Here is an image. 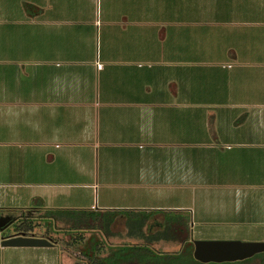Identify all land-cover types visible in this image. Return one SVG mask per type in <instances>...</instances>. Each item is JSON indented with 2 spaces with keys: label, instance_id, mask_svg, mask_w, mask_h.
I'll return each mask as SVG.
<instances>
[{
  "label": "crops",
  "instance_id": "0c3cea01",
  "mask_svg": "<svg viewBox=\"0 0 264 264\" xmlns=\"http://www.w3.org/2000/svg\"><path fill=\"white\" fill-rule=\"evenodd\" d=\"M34 206L255 233L264 0H0V212L16 227ZM1 248L36 264L57 244Z\"/></svg>",
  "mask_w": 264,
  "mask_h": 264
},
{
  "label": "rangeland",
  "instance_id": "374dc122",
  "mask_svg": "<svg viewBox=\"0 0 264 264\" xmlns=\"http://www.w3.org/2000/svg\"><path fill=\"white\" fill-rule=\"evenodd\" d=\"M37 216L30 217V223H33L35 226V231L37 234L45 235V237L51 239L54 243L57 244L56 251L49 249L50 254L46 256L48 260L41 263L37 262L36 264H91L90 259L83 255L81 248L85 244L90 242L93 235H97L99 239H103V242L100 244V248L97 251L99 255H107L112 248H115L117 245L130 244L131 240L127 237V232L129 228L131 229V224H137L140 220L145 221V226L143 227L144 233L148 236L154 235H163L161 240L149 241L150 238H133L135 243H142V245H148L154 251L153 257L160 255L159 252H179L182 250L184 244L181 243V240L184 237L189 236L190 240L202 239L201 233L198 232V228L193 223V218L191 211L180 210V209H165V211L154 210V211H125V212H115V214L108 216L112 217L114 221L111 231L97 230L93 231L90 229H76L72 228V224L66 221H57L53 217H43L45 215V209H42L39 212H36ZM78 215V214H75ZM75 215H69L70 218L75 217ZM76 218V217H75ZM114 218V219H113ZM163 221V223H162ZM19 223V220H18ZM21 223V221H20ZM162 223V225H161ZM28 223L20 224L22 227L26 226ZM159 224V225H158ZM216 226V225H214ZM212 227L214 231L215 227ZM256 226L255 233L249 232L250 230L243 229L237 230L235 233L231 234L228 230H224L223 234L218 236H211L213 238L208 239H228V240H241V241H259L263 239L258 233L264 227V222L258 223ZM194 227V228H193ZM14 223H12L8 228L3 232H0V236L14 235L15 231ZM170 229V230H168ZM210 229V228H209ZM132 230V229H131ZM139 228L134 227V233L138 232ZM168 230L167 233L165 231ZM227 231V233H225ZM13 232V233H12ZM43 233V234H42ZM165 236L169 239H165ZM152 239V238H151ZM156 239V238H155ZM153 238V240H155ZM8 250V249H7ZM8 252V251H7ZM163 254V253H162ZM7 256L10 258L9 263L17 264L18 256L20 254H14L16 259H13V256L8 253H3V250L0 245V263H2V257ZM255 256V255H254ZM253 257V256H252ZM7 263V260H5ZM35 264V263H30ZM242 264H264L262 260L253 258L246 263Z\"/></svg>",
  "mask_w": 264,
  "mask_h": 264
},
{
  "label": "trees",
  "instance_id": "16d2710c",
  "mask_svg": "<svg viewBox=\"0 0 264 264\" xmlns=\"http://www.w3.org/2000/svg\"><path fill=\"white\" fill-rule=\"evenodd\" d=\"M35 207V206H34ZM32 207L30 211L33 213L39 212L38 206L35 208ZM41 209V208H40ZM115 212H125V211H119V210H73V209H57V208H50L45 209V215L43 217H53L57 221H66L70 224H72V228L76 229H90L93 231L97 230H105L107 233L111 231V227L114 223L111 216L115 214ZM78 214V215H75ZM69 215H75V217L70 218ZM30 217H25L20 219L21 223L27 222L28 224L24 227H22L20 224H18L15 227V230H24V231H30L34 230L35 226L33 223H30ZM114 219V218H113ZM145 221L140 220L136 225V228L139 233H134V224H131V229L129 228L127 232V237L129 240H131L130 244H122L117 245L115 248H112V250L107 255H99L98 250L100 248V244L103 242V239H99L97 235H93L90 239L91 241L88 242V244H85L83 248H81V252L84 256L88 257L91 261V264H242L246 263V261H249L253 258H257L262 260L264 263V252L257 253L255 256L244 259V260H237V261H227V262H201L197 260L194 257V242H192L189 238V236L182 238L179 240L181 243L184 244L181 251L176 252H159L160 255H157L156 257H153L154 251L148 247V245H142V243H135V239L133 238H150L147 239L149 241H159L161 238H163L164 234L161 235H152L148 236L143 231V227L145 226ZM170 230V229H168ZM168 230L165 231V233L168 232ZM152 238V239H151ZM153 238L155 240H153ZM165 239L167 236H165ZM163 253V254H162Z\"/></svg>",
  "mask_w": 264,
  "mask_h": 264
},
{
  "label": "water",
  "instance_id": "95a60500",
  "mask_svg": "<svg viewBox=\"0 0 264 264\" xmlns=\"http://www.w3.org/2000/svg\"><path fill=\"white\" fill-rule=\"evenodd\" d=\"M10 215L0 212V232L12 224ZM194 257L201 262H227L244 260L264 252V241L241 240H194ZM2 246H52L55 243L47 237H39L26 232L1 237Z\"/></svg>",
  "mask_w": 264,
  "mask_h": 264
}]
</instances>
